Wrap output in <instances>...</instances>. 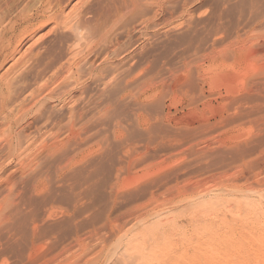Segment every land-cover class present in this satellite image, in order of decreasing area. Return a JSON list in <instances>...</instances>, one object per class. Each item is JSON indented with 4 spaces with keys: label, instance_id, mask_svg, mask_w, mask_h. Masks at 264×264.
<instances>
[{
    "label": "bare ground",
    "instance_id": "obj_1",
    "mask_svg": "<svg viewBox=\"0 0 264 264\" xmlns=\"http://www.w3.org/2000/svg\"><path fill=\"white\" fill-rule=\"evenodd\" d=\"M70 1L0 0V70L5 63L10 62L8 67L2 73L0 72V210L8 208L10 217L22 219L21 222L15 220L11 226L14 231L22 233L29 258L37 257V252H39L37 247L41 242L49 243L50 252H55V254H71L69 251L72 247L60 242V239L70 231L73 233L75 247L84 248L83 216L84 198L89 191L87 187H89L91 179L102 172L107 173V180L104 182L108 184L112 174L109 171L118 170L107 164V160H109L107 141L99 140L94 143L95 145L84 147L88 140L87 132L95 123H109L112 127L113 137L116 139L122 137L125 135L127 127L121 116L126 113L125 108L129 107L131 109L129 121L136 126V129H139L140 133H146L148 138L159 133L161 128L158 125L160 124L156 125L155 123L154 126L152 123L157 120L154 119L153 122L150 120L154 115L157 117L159 114H164V117L169 112L167 110L166 113L165 108L170 105L164 104V101L161 100L164 95L160 94L161 98L154 99V97L158 92L162 93L161 89L163 88H160V85L163 81L164 67H166L165 58L171 49L175 51V48L181 47L182 65L185 68L198 60L206 63L208 70L213 65L220 64L228 69L230 79L234 78L235 80L236 78V81L240 83L237 85L239 87L233 85L236 86L239 93L236 95L233 93L235 96L233 95L229 99L230 104L226 103L230 105L226 108L232 110V113L224 111L226 115L224 119H226L225 123L234 124V131L236 126L242 127L246 124H248V129L242 128L245 130L244 132L229 134L230 136L227 134L231 128L226 130L225 136L221 137L220 141L217 139L220 145L215 144L219 148L212 149L211 147L210 153L213 161L215 159L217 162L224 163L225 160L228 162V159L240 160L251 156L258 146L262 151L261 153L258 150L259 156L261 153L262 161H264V0H214L218 5L214 4L213 6L218 8L214 13H210L206 21L202 20L201 12L200 20H195L197 17H193L198 9L195 11L192 7L200 0H79L78 5L65 13V8ZM207 10L209 11V9ZM47 24H51L49 32L61 30L67 33L71 31L74 40L65 47L66 57L61 56L64 58L63 61L56 63L58 65H55L53 69H47L48 73L41 71L32 74L31 72L32 76L27 79L23 76H26L25 71L30 69L28 68L30 64L35 62L41 54L39 51L41 42L38 43L40 40L31 41V39L38 30ZM47 29L43 32L45 35L48 32ZM42 35L40 37H43ZM214 36H217L216 39H219L220 45L216 46ZM43 38L46 40L45 36ZM28 40L32 43L30 42L26 49L20 53L21 46ZM209 40L210 47H206ZM169 69L167 70L169 71ZM193 69L192 71L195 73ZM189 70L187 69L188 74ZM202 70L203 68L198 72L200 73L198 76L203 79ZM177 71H173L172 68L167 74H170L169 77L174 81L189 84L188 77L190 76L186 77L185 74V78L182 73L177 74ZM205 71L207 70L205 69ZM215 75L213 78H216ZM169 77L168 79H170ZM228 85H223L222 82L223 87H228ZM183 92L185 93V91ZM199 92L201 94V91ZM129 102L132 104H128ZM217 106L221 107L220 104ZM195 107L197 106L195 105ZM201 125L203 126V124ZM185 130L187 131V129ZM171 131L173 132L174 129ZM196 132L194 129V133ZM182 133L185 132L182 131ZM195 135L192 134L193 137ZM188 136L186 135L187 138H190ZM192 136L191 138H193ZM149 140L148 143H150ZM161 143L163 144V142ZM204 155L208 158V155ZM201 156L200 158L203 160ZM88 157H90L89 160H87ZM258 158L252 159L255 162L251 161L255 166L258 165L257 169L254 168L255 166H251L252 163L251 167L246 169L249 170L251 177L264 173V166L259 167L261 157ZM86 161L89 163L88 171L83 165ZM227 162L225 164L228 168ZM242 162L246 164V161ZM209 164L208 167L211 166ZM232 166L229 168L231 169ZM237 169L240 168L237 167ZM241 169L244 170L243 166ZM230 173L226 174L232 178ZM115 175L118 176L115 173L114 177ZM157 180L154 181L157 183ZM111 181L113 183V180ZM155 182L143 181L134 185L135 188L128 192L127 198L137 201L146 191L148 193V190L156 185ZM116 183L111 187L115 188L117 193L119 184L116 186ZM150 194L152 196L147 197L152 200L153 193L148 195ZM147 197L145 198L148 199ZM111 200L110 204L116 203L114 197ZM25 207L29 209V213L25 212L27 216L23 213ZM128 212L136 214L138 218H142L144 215L146 218L147 206L146 204L135 207L132 205ZM126 218H128L127 214L124 220ZM143 219H138V221ZM121 220L124 222L123 218ZM114 231L116 230L114 229ZM163 239L161 238L162 241L165 240ZM156 242L158 241H153L151 244H156ZM160 244L161 242L157 245ZM75 247L74 249H77ZM145 247L147 246L145 245ZM256 250L258 251V249ZM69 258L71 259V257ZM1 260L0 263L6 261ZM81 262L83 261L81 260Z\"/></svg>",
    "mask_w": 264,
    "mask_h": 264
},
{
    "label": "rangeland",
    "instance_id": "obj_2",
    "mask_svg": "<svg viewBox=\"0 0 264 264\" xmlns=\"http://www.w3.org/2000/svg\"><path fill=\"white\" fill-rule=\"evenodd\" d=\"M200 2L195 3L192 7L195 11L196 9H198L196 11L198 14L195 13L193 17H197L195 20H200L201 18L199 14L201 12L202 20L206 21L210 13H214L216 11L215 9L218 8L214 7L213 5L215 4V6H217L218 4L214 0H200ZM205 3L206 5H203ZM68 4L65 8V13H68L72 9V7L78 5L79 0H71ZM206 8L209 9V11ZM50 27L51 24H47L46 26L38 30L31 39V41L40 40L38 41V43L41 42L39 44V47L42 50L39 49L41 54L39 55V58L36 59L37 62L35 61L31 63L30 67H28L30 69L25 71L26 76H23L27 79H29L32 74L36 72L46 71L45 73H48L47 69H53L55 65H58L56 63L63 61L66 57V55L64 54V52L66 51L65 47L68 44H71L74 40V38H72L74 36L71 31L66 33V31L57 30L58 32L53 31L54 34H52L53 32H49ZM46 29L48 32L45 35V33L43 32H45ZM40 34H43L42 36H45L46 40L43 37H40ZM36 37L38 38L36 39ZM216 37L215 44L216 46H218L220 45V41L219 39H216ZM31 41L28 40L23 43L24 47H22L23 45L21 46L20 53L22 50L26 49V47L30 44ZM207 43L208 44L206 47H210V40ZM179 49H181V47H179L178 49L175 48V51L174 49H171L172 51L169 50L165 58L166 67H164L165 70L163 69L164 75L162 76L163 81L165 83L162 81L163 84L161 83L160 85V88H163L165 90L163 91V89H161L162 93L158 92L154 99L157 97L161 98L160 94H163L164 96H162L161 100L164 101V104L170 106L165 108L166 113L167 110L169 111L166 114L167 116L165 115L163 117L164 114H159L156 117L154 115L152 116L153 119L150 120V122H153L154 119L157 120V122L155 121L152 124L154 125L156 123L157 125L158 123L160 124L158 126H160L161 128L159 133L155 135L151 134L153 135L151 137L153 141L149 140L151 138H148V135L146 133H140L139 129H136V126L131 124V122L129 121V114L131 112V109L129 107L125 108L126 113L121 116L123 121H125V126L127 127V131L122 137H118V139L113 137L112 127L109 123H95L87 132L88 140L86 141L84 147L95 145L94 143L99 140L107 141L109 150V160H107V164H110L111 167L114 166L115 169L120 170H114L113 172L109 171L112 174L110 176V181L108 182V184L104 182L105 180H107V173L102 172L98 174L97 177L91 179L92 184L90 183L89 187H87L89 191H87L84 198L83 216V233L85 239V243H83L84 250L75 247L76 245L74 244L75 242L73 233L72 231H70L64 238L60 239V242L68 244L72 247L70 249L71 251H69L71 254H55V252H50L51 246L49 243L41 242L38 244L39 247H37L39 251L37 252V257L29 258L26 241L22 237V233L20 234L14 231L13 227L11 226V223H13L15 220L21 222L22 219L10 217L8 215L10 213V209L8 210V208H5L0 210V261H2L1 259H4V261H6L3 263L1 262L0 264H264V173H259L254 177L252 176V180L251 175H249V170H246L248 167L255 166L252 163L255 162V160L253 161L252 159L258 158L259 152L262 153V151H260L261 149L258 146L259 148L257 147L256 150L252 153L255 155L251 154V156L249 155L240 160L232 161L228 159V162L227 160H225L230 166L233 165L231 169L229 168V165L227 168L225 164L226 162L223 163L219 161V165V162L214 159V161L216 162L215 163L210 153V150L215 148L217 149V147L220 145L219 141L221 137L225 136L224 132L226 130H229V128H231V130H229L227 135L241 133L245 131V128L248 129V124H246L242 127L236 126L234 131V124H229L228 122L225 123L226 119H224V117H226L225 113H230L232 111L230 109L228 110V108L226 107L230 106L229 99L234 94L236 95L237 93H239L237 91L236 86L240 83L236 81V78L235 80L234 78H232L233 80L230 79L228 77V69H226V67L224 68L220 66V64L213 65V67L208 70V68H206V63H203L202 60H198L199 63L198 61L195 63L192 62L193 64L190 65L192 67L187 66L185 68L182 65L183 52L182 49ZM61 56L64 58H61ZM9 63L10 62L4 64V66L0 70L1 73L6 69V67H8ZM179 64L181 65V67H179ZM34 66L37 68H35ZM196 66L197 68H195ZM166 68H170L169 71L172 68L173 71H177V69H179L177 71L178 73L176 72L177 74L182 73V76L184 75L183 77H185V74L186 77L190 76L188 77V80L190 81L189 84H184L172 80L171 77H169L170 74H167L170 72ZM201 68H203L202 71L204 80L202 79V77L198 76V74H200L198 72L201 70ZM187 69H190L189 74ZM192 69L195 70V73L194 71H192ZM205 69L207 71H205ZM215 69L216 71H214ZM214 74H216V78H213ZM191 76L195 79H193L194 81L192 80ZM168 77L170 79H168ZM214 80L218 82H215ZM222 82L223 85L226 86L229 83L232 85L229 84L228 87H223ZM224 82L227 83L225 84ZM174 83H176L177 85ZM215 83L217 84V86ZM162 85L165 87H161ZM180 85L182 86L180 87ZM212 86L214 87L211 88ZM182 90L185 91V93ZM194 91L197 92L195 93ZM199 91H201V94ZM228 92L232 93L229 94ZM196 94L199 96H197ZM205 94L206 96L204 97ZM187 95L191 99L188 98ZM195 96L198 98H196ZM218 100H220L222 103L220 101L218 102ZM228 102L229 104H226ZM189 103H195L197 107H195V105L193 104L189 105ZM128 104L131 105L132 102H129ZM219 104L221 107L217 106ZM224 104L225 106H223ZM194 108L196 109L193 110ZM89 110L92 111L91 109ZM173 113L175 116L173 115ZM202 117H204L205 119ZM199 121L200 123H198ZM159 122L163 123L161 124ZM220 122L223 123L221 124ZM170 123L173 128L171 127ZM212 123H214V125H212ZM201 124H203V126ZM206 125H208V127H206ZM220 125L223 127H221ZM181 126L183 127L182 129ZM197 126H199L200 128ZM173 129L174 131L172 132L171 130ZM183 129H187V131L189 132H187L186 130L184 131ZM194 129L195 132L197 131L196 133H194ZM163 131L164 134L162 133ZM182 131L187 133H182ZM179 133L183 135L181 136L179 135ZM198 133L200 134L198 135ZM171 134H173L174 136H172ZM192 134L193 136L196 134L195 137H193ZM186 135H189L188 137L190 138H187ZM191 136L193 138H191ZM145 139L147 140V142ZM217 139H219V141ZM148 140L150 143H148ZM154 142H156L157 144H154ZM161 142H163V144ZM210 144L212 146H209ZM215 144H217L218 146ZM158 145H160L161 147ZM261 153L258 158L260 159L261 157V160H259L261 162L259 163V167L264 166V161H262ZM204 154L208 155V158L210 160ZM203 155L205 158L203 157ZM200 156L203 157V160L202 158H200ZM89 159L90 157H88L87 160ZM241 160L246 161V164H244V162H242ZM230 161H232L233 163ZM251 163L253 165H251ZM208 164L211 166L208 167ZM224 164L226 167L224 166ZM83 165L86 168V171H88V161H86V163H84ZM242 166L244 169L243 171L241 169ZM257 166L258 165H256L254 168L257 169ZM219 167L221 168L219 169ZM237 167L240 169H237ZM227 169L229 170L227 171ZM230 170H232L233 172ZM114 172L118 174V176L115 175L114 177ZM229 172H231L230 174L233 176H231L232 178H230V175H227ZM112 176L114 177V179ZM239 176L242 178H240ZM111 180H113V183ZM154 180H157V183ZM143 181H153L156 183L155 186H152L150 188L152 192L149 189L148 193L146 191L144 194L145 196L143 195L139 197L137 201H132L129 197L127 198L128 192L132 191L135 188L134 185L139 184ZM261 182H263L262 185ZM115 183L116 186L119 184L117 186L119 189L116 187L117 193L116 189L112 188L113 184ZM93 184L95 186H92ZM107 189H109L110 191ZM120 190H122L123 192ZM149 193H153V197H151L152 200H149V196H152L151 194L148 195ZM110 194L113 196L111 197ZM117 194H119V196H117ZM122 195L124 196V198L122 197ZM109 196L111 198L114 197V201L116 200V203H113L114 206L110 204L113 199L111 200ZM145 197H147L148 199H146ZM135 202H137V206H145L146 204V218L145 215L142 216V218H138L136 217V214L134 215V213H127V211L131 209L132 205L133 207L136 206ZM59 205L65 206L66 204ZM23 210L24 214L29 213V209H27L26 207ZM122 213L123 215H125L124 217H126V214L128 215V218L125 219L126 221L124 220L123 215L121 216ZM116 215L119 217H117ZM25 216H27V214ZM115 217L117 220L115 219ZM122 218L124 222H122ZM138 219L143 220L138 221ZM114 229L116 231H114ZM161 238H164L165 240L163 239L164 241H162ZM145 241L149 245H147ZM153 241L158 242H156V244H151V242ZM160 242L161 244L157 245ZM145 245L147 247H145ZM74 247L77 249H74ZM252 249H254L255 251ZM256 249H258V251ZM72 251L75 252V255H73L74 252ZM69 257H71V259ZM83 257L84 259H82ZM81 260L83 262H81Z\"/></svg>",
    "mask_w": 264,
    "mask_h": 264
}]
</instances>
